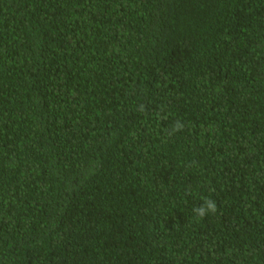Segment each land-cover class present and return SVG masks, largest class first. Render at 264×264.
<instances>
[{
    "label": "trees",
    "instance_id": "16d2710c",
    "mask_svg": "<svg viewBox=\"0 0 264 264\" xmlns=\"http://www.w3.org/2000/svg\"><path fill=\"white\" fill-rule=\"evenodd\" d=\"M0 264H264V0H0Z\"/></svg>",
    "mask_w": 264,
    "mask_h": 264
},
{
    "label": "clouds",
    "instance_id": "9594fccd",
    "mask_svg": "<svg viewBox=\"0 0 264 264\" xmlns=\"http://www.w3.org/2000/svg\"><path fill=\"white\" fill-rule=\"evenodd\" d=\"M181 129H182V125L178 123L176 126H174L172 131L175 132ZM193 211L195 214V218L197 220H200L203 219L209 213L215 214L217 212V205L212 199L206 198L203 204L199 207L194 208Z\"/></svg>",
    "mask_w": 264,
    "mask_h": 264
}]
</instances>
